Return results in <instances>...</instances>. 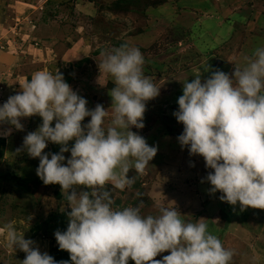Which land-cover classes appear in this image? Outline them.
Masks as SVG:
<instances>
[{"label": "rangeland", "instance_id": "obj_1", "mask_svg": "<svg viewBox=\"0 0 264 264\" xmlns=\"http://www.w3.org/2000/svg\"><path fill=\"white\" fill-rule=\"evenodd\" d=\"M115 1L0 0V104L21 92L36 72L58 71L87 99L89 109L100 104L111 113L115 84L99 69L103 53L123 44L138 48L145 59L144 74L160 92L146 102L144 127L131 130L156 146L157 153L145 174L130 170L128 175L135 178L131 187L109 188L113 207L138 206L146 216L158 215L161 205L174 206L182 219L208 225V231L233 251L230 264H264V209L241 210L239 203L221 201L220 192H209L205 178L212 170L205 168L202 156L181 148L177 137L183 125L173 116L184 82L199 72L203 82L217 69L231 76L235 67L246 66L255 50L264 47V0H141L156 3L127 11L113 10ZM206 63L211 71L204 70ZM89 119L85 117L82 125ZM21 123L22 131L13 128L10 135L0 136V227L11 222L20 231L26 229L24 238L52 255L59 249L54 232L66 230L71 209L59 184L15 181L14 177L40 180L39 158L23 150V138L42 119L34 115ZM59 150L60 145L49 142L43 151ZM63 155L67 160L70 152ZM48 216H53L49 230L32 238L31 227ZM25 255L14 252L0 236V264H23Z\"/></svg>", "mask_w": 264, "mask_h": 264}, {"label": "clouds", "instance_id": "obj_2", "mask_svg": "<svg viewBox=\"0 0 264 264\" xmlns=\"http://www.w3.org/2000/svg\"><path fill=\"white\" fill-rule=\"evenodd\" d=\"M103 56L99 69L115 84L111 113L100 104L89 109L87 99L58 71L36 72L21 92L0 104V136L13 128L22 131V118L42 119L23 138V150L39 158L37 176L45 185L59 184L71 209L66 230L54 232L59 249L69 253L71 264H230L233 251L208 225L182 219L174 206L161 205L158 215L146 216L138 206L113 207L109 188L131 187L130 170L145 174L157 153L131 129L144 127L146 102L159 95L160 87L145 76L138 48L123 44ZM203 67L211 71L207 63ZM177 104L173 116L183 125L177 141L212 170L205 178L209 192H220L221 201L239 203L241 210L264 209V47L231 76L217 69L202 82L199 72L183 83ZM85 117L90 119L82 125ZM69 141L74 142L70 148ZM49 142L60 145L59 152H44ZM65 152H70L67 160ZM78 186L88 190L77 193ZM25 230L11 222L0 227L7 246L26 254L23 264H70L42 253L24 238ZM165 251L169 254L154 259Z\"/></svg>", "mask_w": 264, "mask_h": 264}, {"label": "trees", "instance_id": "obj_3", "mask_svg": "<svg viewBox=\"0 0 264 264\" xmlns=\"http://www.w3.org/2000/svg\"><path fill=\"white\" fill-rule=\"evenodd\" d=\"M148 2L149 1L147 2L144 1V3L142 4L141 0H116L112 9L118 10V11H127V10H132L134 7L138 5L142 7H146L151 4L156 3L155 1H150L151 3L148 4ZM56 146L57 144H54V147ZM14 179L18 184H21V183L23 184V183H26L27 181H31L33 184H36V185L44 184L41 179L40 180H36V179L28 180L26 178H18V177H14ZM56 195L59 198L60 196L59 192H56ZM51 219H53V216H48V218L42 221V223H35V225L32 226L30 229V234L32 238L35 237L38 233H41L40 231L47 232L49 230L48 223H49V220ZM51 256L56 261H69L70 262L69 253L67 251H60L58 248H56L55 252ZM128 264H133V261L129 260Z\"/></svg>", "mask_w": 264, "mask_h": 264}, {"label": "crops", "instance_id": "obj_4", "mask_svg": "<svg viewBox=\"0 0 264 264\" xmlns=\"http://www.w3.org/2000/svg\"><path fill=\"white\" fill-rule=\"evenodd\" d=\"M1 9V8H0ZM0 25H1V20H0Z\"/></svg>", "mask_w": 264, "mask_h": 264}]
</instances>
